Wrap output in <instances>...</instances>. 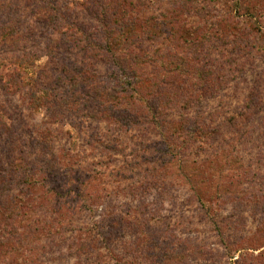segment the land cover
<instances>
[{"label": "rangeland", "instance_id": "obj_1", "mask_svg": "<svg viewBox=\"0 0 264 264\" xmlns=\"http://www.w3.org/2000/svg\"><path fill=\"white\" fill-rule=\"evenodd\" d=\"M123 12L135 124L89 97ZM0 264H264V0H0Z\"/></svg>", "mask_w": 264, "mask_h": 264}, {"label": "trees", "instance_id": "obj_2", "mask_svg": "<svg viewBox=\"0 0 264 264\" xmlns=\"http://www.w3.org/2000/svg\"><path fill=\"white\" fill-rule=\"evenodd\" d=\"M129 13L123 12V14L116 13L114 15V22L116 23L117 33L116 35L113 34L112 31L105 28V34H107V37L103 40V46H101L102 52L109 57V59H112L113 64L118 66L117 68L120 70V72H117L115 75V80H117L115 83V87L113 89L109 90V86L103 84V83H97L95 80H91L92 85L90 86V93L89 96L90 99L94 98V100L97 103L95 115L105 119V121H118V113L122 114V123L127 124L130 122V124H135L139 121V113L147 115V113L143 110V104H147L150 102L151 98L153 100L157 98L159 104L165 105L167 109V104L170 103V101H174V96H171V94H167V90L162 91L161 89H158L157 87H153L152 83L150 86V83H146L144 78H150L149 68L154 66V60L156 59V56L151 51H145L141 52L136 47H141L137 43L136 36H142L147 35V32L137 30L136 27H141V30H143L145 27H148V23L142 27L137 21L134 20H128ZM122 34H126L123 36H127V44L118 46L116 44L117 39L122 40ZM131 35V36H130ZM121 36V37H120ZM115 46L120 47V49L114 48ZM136 50L134 51V49ZM152 54L155 56H152ZM154 58V59H153ZM142 63L143 65H141ZM138 66L137 68H140V73H134L133 69L134 66ZM164 66L169 65L167 62L163 63ZM142 67V69H141ZM128 69V73L127 72ZM135 70V69H134ZM129 74H131V77L128 78ZM126 78V79H123ZM203 79L207 78H200L197 83L195 84V87L199 91L200 95H203V92L205 91L202 89ZM124 80V81H123ZM198 93L195 95V97L198 95ZM153 95L152 97L148 98L147 101L145 100V96L147 95ZM160 95H164L165 97H161ZM146 102V103H145ZM171 104V103H170ZM172 105V104H171ZM151 104L150 109L152 110ZM158 112H155L154 114H157ZM163 113H158L157 117H160ZM129 124V123H128Z\"/></svg>", "mask_w": 264, "mask_h": 264}]
</instances>
